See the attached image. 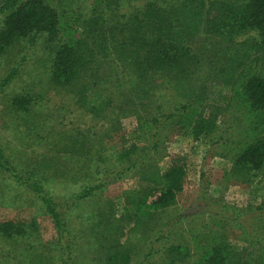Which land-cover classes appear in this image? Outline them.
<instances>
[{
  "label": "rangeland",
  "instance_id": "1",
  "mask_svg": "<svg viewBox=\"0 0 264 264\" xmlns=\"http://www.w3.org/2000/svg\"><path fill=\"white\" fill-rule=\"evenodd\" d=\"M44 1L58 12L64 28L75 27L88 17L95 2ZM146 1L109 0L105 14L122 21ZM3 18L0 11V27ZM203 37L193 41V48ZM248 37L258 39L256 33L247 32L234 41ZM251 51L254 57L246 73L264 75V48ZM50 56L42 35L20 39L0 56V144L14 164L37 171L44 186L62 197L59 203L72 240L71 264H103L97 233L101 231L100 212L109 207L117 214L122 212L123 192L137 186L139 163L148 161L164 170L178 158L186 174L177 203L150 225L145 233L148 243L132 256L131 264H167L166 248L177 243L187 246L196 258L198 242L212 230L224 232L230 246L242 251L244 257L264 249V167L244 175L232 162L242 137L243 108H229L218 117L212 135L193 139L184 113L180 118L176 115L180 110L175 108L184 100L174 95L170 80L159 81L151 99L138 100L129 94L128 79L113 60L96 56L93 70L83 79L96 72V85L112 100L103 114L95 117L76 103V86L51 81ZM113 69H118V74ZM21 96L31 98L27 112L13 104ZM169 113L175 115L166 118ZM171 120L178 124L171 125ZM132 144L136 151L130 159H115L122 148ZM98 183L101 187L93 195L73 205L72 194ZM15 217L26 219L31 231L13 239L0 236V264H60L58 249L49 244L56 235L49 216L30 200V194L0 175V221ZM106 219L103 217V222ZM242 224L252 227L244 229ZM159 235L163 239L156 240ZM192 257L175 264H191Z\"/></svg>",
  "mask_w": 264,
  "mask_h": 264
},
{
  "label": "trees",
  "instance_id": "2",
  "mask_svg": "<svg viewBox=\"0 0 264 264\" xmlns=\"http://www.w3.org/2000/svg\"><path fill=\"white\" fill-rule=\"evenodd\" d=\"M106 1L95 0L88 17L75 27L64 28L58 12L44 0H3L0 56L20 39L42 35L51 54V81L76 86V103L95 117L102 115L112 100L96 85L95 78L99 77L96 72L83 79L86 72L93 70L96 56L113 60L128 79L129 94L138 100L151 99L155 85L168 79L174 95L184 100L175 111L180 110L176 114L179 118L184 113L193 139L212 135L218 128V117L229 108L240 106L242 137L232 156L233 168L244 175L262 169L264 75L246 73V66L254 57L251 50L264 48V0H175L162 4L147 0L122 21L106 16L105 8L111 3ZM247 32L256 33L258 39L234 41ZM200 36L204 37L195 49L193 41ZM118 69L113 71L118 74ZM10 78L11 75L7 76L3 83ZM29 102L28 96L13 100L22 112H27ZM174 115L169 113L165 117ZM135 147L132 144L122 148L115 159H130ZM139 164L137 186L123 192L122 212H112L110 207L100 212L101 231L97 233L103 264H131L132 256L148 243L145 233L150 225L177 203L183 189L186 169L179 158L173 159L164 170L148 161ZM36 172L14 164L0 144V175L30 194V200L44 209L56 233L49 244L58 249L60 264H71L72 240L59 203L62 197L51 193ZM99 187L100 183L85 185L69 198L75 205ZM103 217L107 218L105 222ZM27 224L26 219L17 217L2 220L0 236L13 239L29 234ZM251 227L242 224L244 229ZM198 245V257L194 258L187 246L170 244L166 248V263L175 264L192 257L191 264H264V249H259L255 256L244 257L219 230L205 232Z\"/></svg>",
  "mask_w": 264,
  "mask_h": 264
}]
</instances>
